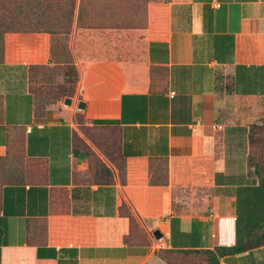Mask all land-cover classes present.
Instances as JSON below:
<instances>
[{
    "label": "crops",
    "instance_id": "crops-1",
    "mask_svg": "<svg viewBox=\"0 0 264 264\" xmlns=\"http://www.w3.org/2000/svg\"><path fill=\"white\" fill-rule=\"evenodd\" d=\"M63 27L78 75L73 109L42 114L29 90L31 66L58 65L62 33L5 37L0 157L20 131L25 158L45 174L2 187L0 264H173L158 252L217 247L239 250L219 264H264V185L220 96L228 76L236 101L264 109V0H74ZM79 102L91 126L117 130L124 184L116 169L107 185L76 182L87 163L75 148ZM196 191L201 206L182 198Z\"/></svg>",
    "mask_w": 264,
    "mask_h": 264
},
{
    "label": "rangeland",
    "instance_id": "rangeland-1",
    "mask_svg": "<svg viewBox=\"0 0 264 264\" xmlns=\"http://www.w3.org/2000/svg\"><path fill=\"white\" fill-rule=\"evenodd\" d=\"M41 4L36 9L38 12L49 10V15L59 36L55 37L53 43L52 60L58 63L55 66H44L32 69L29 81V90L35 97L37 110L40 113L50 112L51 109L60 110L61 108H70L76 106H64L65 98L75 100V90L77 86L78 75L72 66V56L67 49V36L63 35L68 31L59 29L66 19L63 14L70 13V6L73 0H38ZM36 10L33 9L35 12ZM220 96L226 98L231 104L229 109L225 110L221 116L228 127L242 131L245 130L248 141L249 172L258 180L254 173L255 164L264 168V109L255 108L253 101H236L230 91V80L226 76L220 84ZM75 102V101H74ZM73 109V108H70ZM255 114L249 115L251 111ZM73 113V123L76 128L75 148L78 149L86 158L87 163L76 172V182L79 184L92 185L101 182L106 177V171L112 175L114 169H118L121 163L119 156L118 132L115 128L93 127L83 119L82 110H76ZM1 117V100H0ZM253 139L249 142L248 132ZM14 170V172L12 171ZM44 167L41 163L28 161L22 152V141L20 131L15 132L13 139L9 144V153L7 159L0 161V191L3 185L15 182L12 176L17 180L23 179V183L35 184L44 181ZM20 175L22 178H19ZM203 191L194 193H183V200L187 201L194 198V204L201 206L200 198L204 197ZM199 199V200H197ZM190 204V202H189ZM122 214L128 216L132 224V240L141 242L140 230L137 226L136 218L128 206H124ZM43 228V227H41ZM159 256L168 263L177 264L182 261V256L171 251L160 250Z\"/></svg>",
    "mask_w": 264,
    "mask_h": 264
},
{
    "label": "trees",
    "instance_id": "trees-1",
    "mask_svg": "<svg viewBox=\"0 0 264 264\" xmlns=\"http://www.w3.org/2000/svg\"><path fill=\"white\" fill-rule=\"evenodd\" d=\"M41 4L38 0H0V64L5 63L4 50H5V37L7 34L11 33H46L53 34L57 33L54 23L49 15V10L38 12L36 9ZM36 10L35 12L33 11ZM74 11V0L70 6V13H64L63 17L68 23L72 22ZM60 26V25H59ZM56 27V26H55ZM59 29L66 30L67 28L60 26ZM69 30V29H68ZM68 32V31H67ZM66 32V33H67ZM41 66H31V69H35ZM251 131L248 132L249 142L253 140L250 137ZM119 143V142H118ZM23 152V149H22ZM9 153V148L7 154L0 157V161L6 160ZM24 155V153H23ZM25 156V155H24ZM121 163L117 169L119 175V181L121 184L125 183V161L120 155ZM14 172V170H12ZM254 173L257 174L258 181L261 185H264V168L259 164H255ZM19 178H22L18 175ZM12 180L15 182L5 184V185H18L24 184L23 179L17 180V177L13 175ZM112 175L106 171V177L99 183L95 185H107L112 183ZM3 185V186H5ZM2 189V188H1ZM125 205H123L124 207ZM122 214V212H121ZM123 215V214H122ZM125 216V215H123ZM128 217V216H125ZM129 218V217H128ZM130 219V218H129ZM131 221V220H130ZM0 230V237H1ZM239 252L235 247H217L211 251H196V252H184L181 253L182 261L179 264H219L220 258L225 256L234 255ZM190 256H189V255Z\"/></svg>",
    "mask_w": 264,
    "mask_h": 264
},
{
    "label": "water",
    "instance_id": "water-1",
    "mask_svg": "<svg viewBox=\"0 0 264 264\" xmlns=\"http://www.w3.org/2000/svg\"><path fill=\"white\" fill-rule=\"evenodd\" d=\"M64 105H66V106L71 105V99L70 98H66L64 100ZM84 108H85L84 103L83 102H79L78 105H77V109L78 110H83ZM152 235H153V237L155 239H160L161 238V234L157 230L153 231Z\"/></svg>",
    "mask_w": 264,
    "mask_h": 264
}]
</instances>
